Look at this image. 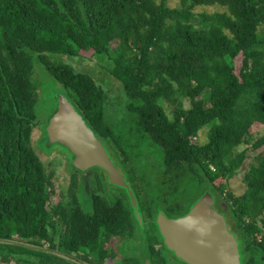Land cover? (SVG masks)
<instances>
[{"label":"trees","instance_id":"1","mask_svg":"<svg viewBox=\"0 0 264 264\" xmlns=\"http://www.w3.org/2000/svg\"><path fill=\"white\" fill-rule=\"evenodd\" d=\"M215 5L227 11L194 13ZM261 26L264 0H182L175 9L168 0H0V264H106L116 259L107 244L136 240L142 229L120 200L109 203L91 187L90 213L74 190L68 201L61 195L52 203V176L31 146L39 102L34 61L114 165L112 154L124 164L127 154L93 76L51 56L100 59L131 103L134 134L161 149L164 176L191 175L200 196L217 194L241 239V264H264V134H251L254 125L264 128ZM56 107L55 97L53 113ZM207 126L208 142L200 145ZM241 170L245 191L235 196L228 183ZM136 190V213L145 212L155 230L143 240L146 257L162 264L154 250L159 243L166 249L158 210H151L154 202L146 207V195Z\"/></svg>","mask_w":264,"mask_h":264},{"label":"rangeland","instance_id":"2","mask_svg":"<svg viewBox=\"0 0 264 264\" xmlns=\"http://www.w3.org/2000/svg\"><path fill=\"white\" fill-rule=\"evenodd\" d=\"M181 1L168 0V6L172 9L179 8ZM156 2H159V0H156ZM226 11L225 8L215 5L212 7H197L194 13L212 14ZM194 25L197 28L201 27V24H198V22ZM259 34L264 36V26L259 28ZM50 58L53 61L57 60L58 62L71 65L79 72H86L92 75L96 84L105 92L106 103L104 115L108 124L111 125L119 137L121 148L127 154V164L117 160L118 155L114 156L116 153L112 154L113 159L117 169L127 179L131 191L133 193L137 192L136 188L139 187L143 194L146 195V207H149L148 203L151 205L154 202L155 204L151 210L157 209L167 217H176L183 210H187L194 198L202 194V188L196 184V180L191 175H185L181 179H177L175 174L164 176L161 149L156 146H150L146 140L143 141L136 133L134 134V115L129 110L131 103L126 98L121 85L113 80L107 71L102 69L104 68L103 62L95 57H84L78 60L54 56ZM31 80L39 96L31 146L43 164L45 172L52 176L55 195V197L53 196L51 198L52 203L55 204L57 199L59 201L61 195L66 198L64 200L68 201L67 199L70 195L68 194L69 190L73 191L76 189V198L79 205L83 207L86 213H90L91 206L87 194L91 187V192L98 193L109 203H115L117 200H120L123 206L126 207L125 209L130 213L133 212L136 216V211L133 210L130 197L126 190L110 185L107 176L95 168L85 172L75 170L71 164V156L64 147L58 145L48 146L45 131L48 121L53 115L55 97L59 94L60 87L45 74L42 67L35 61L33 62V75ZM184 105L187 107V103ZM210 126L200 131V145L208 142ZM251 134L253 139H257L264 134V128L260 125H254L251 129ZM245 148V146L239 147L234 152V155L240 153ZM112 152H115L114 148ZM248 155L249 157L254 156L253 153ZM243 173V170H241L228 183V189L235 196H239L245 191V186L242 181ZM142 217L144 223L145 212H142ZM139 225L142 229L138 230V238L136 241H130L127 246H122L125 243H121L120 240L115 239L108 245L114 251L116 259L112 262L107 261L106 264H116L121 258L136 261L135 257H138V260L142 261L146 257V245L143 240H146L148 228L147 226H143L142 223H139ZM171 264L178 263L172 262Z\"/></svg>","mask_w":264,"mask_h":264},{"label":"water","instance_id":"3","mask_svg":"<svg viewBox=\"0 0 264 264\" xmlns=\"http://www.w3.org/2000/svg\"><path fill=\"white\" fill-rule=\"evenodd\" d=\"M56 98V111L45 131L48 146L64 147L77 171L92 168L103 171L110 185L127 191L137 211L133 192L101 141L66 97L58 94ZM136 218L141 224L138 213ZM157 226L166 248L185 264H240L238 242L229 232L224 217L213 208L209 192H205L184 217L168 219L159 212Z\"/></svg>","mask_w":264,"mask_h":264},{"label":"flooded vegetation","instance_id":"4","mask_svg":"<svg viewBox=\"0 0 264 264\" xmlns=\"http://www.w3.org/2000/svg\"><path fill=\"white\" fill-rule=\"evenodd\" d=\"M106 150H108L107 148H106ZM109 152V151H108ZM49 175V174H48ZM125 181H126V179H125ZM126 183L128 184V182L126 181ZM128 186H129V184H128ZM130 187V186H129ZM74 192L76 193V189L74 190ZM210 193V192H209ZM211 194V193H210ZM202 196V195H201ZM201 196L197 199V198H194V200L192 201V203H191V205L189 206V208L187 209V210H183L180 214H177V216L176 217H173V218H170V217H167L164 213V215L168 218V219H178V218H181V217H184V216H186L188 213H189V211L192 209V207L195 205V203L201 198ZM211 196H212V199H213V208L216 210V212H218L219 214H221L223 217H224V219H225V221H226V224H227V228H228V230H229V232L231 233V234H233V236L235 237V239H236V241L238 242V249H239V254H240V264H241V261H242V251H241V239H240V237H239V235L236 233V231H235V228H234V224H233V222L231 221V219L229 218V216H227V214H226V212L224 211L225 209L224 208H222V206H221V199L219 198V196L217 195V194H211ZM224 209V210H223ZM158 213H159V211L157 212V216H158ZM162 213V212H161ZM139 214V213H138ZM140 215V217L142 216V214L140 213L139 214ZM146 215H147V213H146ZM143 218V217H142ZM144 221H145V223H144V226H147V228H149L148 230L150 231V234L153 232L154 234H155V230L153 231V230H151L150 229V225L148 224L149 223V220H147V217L145 216V219H144ZM143 224V223H142ZM156 224H157V217H156ZM158 227V226H157ZM160 233V232H159ZM162 237V236H161ZM115 240V239H114ZM119 240V239H118ZM123 240V239H122ZM113 241V240H112ZM111 241V242H112ZM121 241V240H120ZM130 241H136V240H129V241H121V243H125V244H123L122 246H127V244L130 242ZM110 242V243H111ZM145 242H146V240H145ZM162 242H163V245H164V241H163V238H162ZM109 243V244H110ZM109 244H107L106 245V247H108V245ZM145 244V243H144ZM155 244V243H154ZM165 246V245H164ZM165 248H166V246H165ZM107 249H110L111 250V248L110 247H108ZM154 250H155V252H157V254H159L161 257H160V261H161V263L162 264H171L172 262H175V263H178V264H185V263H183L181 260H179V259H177L176 257H175V255L171 252V251H169L167 248L166 249H163V247H162V244L161 243H159V244H155V246H154ZM112 251V250H111ZM112 253L113 254H115L114 253V251H112ZM116 256V255H115ZM136 258V261H139L138 260V257H135ZM150 259V256L148 255L147 257H145L142 261H139V262H143L144 264H153V262L151 263V261L149 260ZM123 260V258H121L120 260H118L117 261V263H121V261ZM125 260H127V259H125ZM130 262H135V261H130ZM116 263V264H117ZM157 264V263H156Z\"/></svg>","mask_w":264,"mask_h":264}]
</instances>
